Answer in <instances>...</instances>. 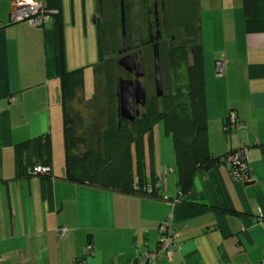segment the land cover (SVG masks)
I'll return each instance as SVG.
<instances>
[{
    "label": "crops",
    "instance_id": "1",
    "mask_svg": "<svg viewBox=\"0 0 264 264\" xmlns=\"http://www.w3.org/2000/svg\"><path fill=\"white\" fill-rule=\"evenodd\" d=\"M212 1L207 9L220 17L207 19V34L201 29L197 38L204 51L208 144L215 156L245 147L250 176L234 181L229 167L216 163L180 197L176 155L175 165L154 155L149 165L146 154L140 158L146 186L164 178L154 196L62 178L66 161L55 160L52 128L62 95L55 18L41 26L12 22L11 0H0V264H134L157 245L161 223L178 234L174 242L182 250L156 264H263L264 1L255 18L246 17L243 0H222L219 8ZM80 2L61 0L63 47L65 7L74 13ZM216 30L221 47H206ZM220 58L224 75L216 71ZM230 112L244 126L234 128ZM46 134L53 148L49 194L39 175L15 178V145Z\"/></svg>",
    "mask_w": 264,
    "mask_h": 264
},
{
    "label": "trees",
    "instance_id": "2",
    "mask_svg": "<svg viewBox=\"0 0 264 264\" xmlns=\"http://www.w3.org/2000/svg\"><path fill=\"white\" fill-rule=\"evenodd\" d=\"M264 0H243L246 17L255 18L259 14L260 4ZM47 7L59 10L55 16L57 47V65L61 80V103L63 109V133L65 140L66 174L62 177L71 182L96 185L128 193L157 195L164 178L155 179L152 186H146L143 171L145 155L144 143L148 133H153L155 124L163 120L165 131L172 135L178 170V187L180 197H187L194 188L196 175L206 172L214 164H226L234 181H245L249 178L247 150L245 147L234 148L223 155H213L208 144V120L206 111V80L204 51L201 43L171 47L169 56L171 79H176L178 64L186 63V72H182L180 83H177L176 94L163 103V107H149L146 115L135 121L119 119L110 110L107 126L95 147L87 145V139L80 135L75 125L76 117L72 113L74 99L79 92L84 94V67L68 69L64 59L62 7L61 0H46ZM100 60L104 57L103 39H99ZM191 56V57H190ZM100 62L98 63V65ZM96 65V67L98 66ZM96 72V71H95ZM85 96V95H84ZM86 97V96H85ZM90 100V98H87ZM71 105V108H70ZM111 107L112 104H111ZM226 127L233 128L227 122ZM229 132V130L227 131ZM149 143V141H147ZM82 144L86 149H82ZM83 145V147H84ZM153 145V141L150 143ZM138 153V165L134 167V155ZM16 175L25 178L39 175L46 180L44 191L50 193L53 178L52 140L49 134L40 135L15 145ZM44 165L47 171L36 173L35 167ZM246 165V169L242 168ZM136 170V172H135ZM179 202L182 199H178Z\"/></svg>",
    "mask_w": 264,
    "mask_h": 264
},
{
    "label": "rangeland",
    "instance_id": "3",
    "mask_svg": "<svg viewBox=\"0 0 264 264\" xmlns=\"http://www.w3.org/2000/svg\"><path fill=\"white\" fill-rule=\"evenodd\" d=\"M210 1L212 0H166V11L169 14V19H167L166 34L160 41L159 49L161 68L163 67L162 77L167 91H169L168 78L166 76L167 66L171 60L169 56L171 47L168 45L169 42H172L170 36L175 34L177 41H183L188 46L197 43L201 29H204V33L207 34V19L213 17L215 20H218L220 17V14L215 9H207L210 6L208 5ZM213 1L214 6L218 5L219 8L222 0ZM143 2L144 0L126 2V13L121 11L122 7H120L119 0H103V5H101L100 0H81L78 7L76 6L74 13L70 4L69 6L67 4L65 7L66 47L64 49L66 65L69 70L84 67V94L79 92L80 94L71 103L72 113L76 117L75 125L78 128V132L87 139V145H91L92 147H95L97 140L103 135V131L107 126L108 114L109 112L111 113L110 110L114 111L117 115L116 95L119 79L120 77L127 76V72L120 68L117 63V59L120 56L119 50L122 48L123 24L125 23L128 35L137 34L138 31H142V34H144L143 32L148 27V19L145 17L146 7L142 5L144 4ZM141 9L142 14L139 15ZM84 22L86 23L85 25ZM97 23L100 27L99 31ZM99 33H102L105 49L103 60H101L102 63L98 65L101 58L98 43ZM219 34L218 30H216L214 37L210 36L209 39L206 37V47H221L222 38ZM144 48L147 52L146 54L149 55V60L152 58V49L151 47ZM177 64L178 69L176 71L178 74L175 80L177 83H180L181 80L179 78L182 72H186V63L177 62ZM96 65L98 66L96 67ZM58 82H60L61 87V80ZM148 82L151 84V81ZM154 89L150 85L149 90ZM84 95L87 98L91 97V99L87 100ZM111 104L113 107H111ZM57 107L60 115L58 114L59 118L53 122L52 127L55 149L54 157L57 164H64L65 140L61 94ZM145 140L144 152L147 156L148 165L149 161L152 160V155L158 161H164L167 164V161L170 160L171 165H175L173 138L172 135L167 134L165 131L163 120L155 124L153 133H148ZM152 141L153 145L151 148L150 143ZM83 145L82 149H86V145L84 147ZM133 155L134 157L138 156L135 148H133Z\"/></svg>",
    "mask_w": 264,
    "mask_h": 264
},
{
    "label": "flooded vegetation",
    "instance_id": "4",
    "mask_svg": "<svg viewBox=\"0 0 264 264\" xmlns=\"http://www.w3.org/2000/svg\"><path fill=\"white\" fill-rule=\"evenodd\" d=\"M129 1L131 0H119L120 7H122L121 11H123L124 13H126V2H129ZM143 3L144 4L142 5L146 7L145 17H147L148 19V27L146 31L143 32L144 34H142V31H138L137 34L135 33V34L128 35L127 33L128 31L126 30L125 23L123 24L122 28H124L125 26V31L122 29V34H123L122 46H121L122 48L119 50L120 56L117 59L118 66L127 72L126 77H120L119 79L117 95H116L117 110H118L117 115L120 120L127 121V122H132V120L122 117L120 114V109H119V106H120V86L119 85H120L121 79L133 80L134 89L136 88L137 80H140L144 82L145 84L144 103H141V101L137 102L135 99V109L137 111L136 119L144 117L149 107L158 106L159 108H162L164 106L163 105L164 101L168 99L171 95L176 94L177 85H178L175 79L174 80L171 79L172 70L170 67L171 62L169 61L168 66H167V75H166L168 78L169 91L165 89L164 79L162 77L163 67L161 68V57H160L162 95L158 94V89H157L158 86L156 83V66H155L154 47L156 44L158 45V47H160V41L165 37V34H166V23H167V19H169V14L166 11V7H167L166 0H144ZM101 13L103 14L102 10H101ZM141 14H142V9L139 15ZM170 39L172 42H169V45H168L169 47H184L185 45H187V43H184L183 41H180V42L177 41V36L175 34H172L170 36ZM144 47H151L152 49V58H150L149 60H148L149 55L146 54L147 52ZM125 56L130 57L127 68L120 64V60L124 58ZM142 59L144 61V75L141 77H138L137 76L138 69L136 65ZM99 62L102 63L101 60ZM148 81H151V84H149ZM150 85H152L153 89L154 88L155 89L149 90ZM135 96L138 97L136 93H135ZM138 99L140 100V98Z\"/></svg>",
    "mask_w": 264,
    "mask_h": 264
},
{
    "label": "built area",
    "instance_id": "5",
    "mask_svg": "<svg viewBox=\"0 0 264 264\" xmlns=\"http://www.w3.org/2000/svg\"><path fill=\"white\" fill-rule=\"evenodd\" d=\"M58 13L59 10L57 8L47 7L46 0H11L10 17L12 22L27 21L33 25L41 26L50 19L55 18ZM215 65L217 73L224 75L226 72L225 58L218 59ZM229 120L236 129L244 126V122L238 119L235 112H230ZM242 168L246 169V165H242ZM34 170L36 173H44L47 171V167L38 165ZM158 229L160 239L157 245L154 248L146 250L142 257L134 264H156L157 260L162 257L172 259L175 248L182 250L181 245L174 242L178 234L172 232L169 224L161 223ZM58 233L60 235L67 234V228L58 227Z\"/></svg>",
    "mask_w": 264,
    "mask_h": 264
},
{
    "label": "water",
    "instance_id": "6",
    "mask_svg": "<svg viewBox=\"0 0 264 264\" xmlns=\"http://www.w3.org/2000/svg\"><path fill=\"white\" fill-rule=\"evenodd\" d=\"M125 31V26L123 28ZM155 55V66H156V83L158 94L162 95V81H161V70H160V49L156 44L154 47ZM136 57V56H135ZM130 57L125 56L120 60V64L127 68ZM137 76L141 77L144 75V61L143 59L136 65ZM120 114L122 117L134 121L137 116V111L135 109V99L137 102L144 103L145 99V84L144 82L137 80L136 88L134 89V81L131 79H121L120 81ZM135 93L138 97L135 96ZM136 97V98H135ZM140 98V100L138 99Z\"/></svg>",
    "mask_w": 264,
    "mask_h": 264
}]
</instances>
